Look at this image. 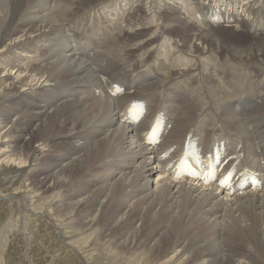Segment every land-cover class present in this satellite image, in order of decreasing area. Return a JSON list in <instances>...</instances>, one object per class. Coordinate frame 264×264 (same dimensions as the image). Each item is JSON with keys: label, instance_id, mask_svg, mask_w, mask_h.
Segmentation results:
<instances>
[{"label": "bare ground", "instance_id": "bare-ground-1", "mask_svg": "<svg viewBox=\"0 0 264 264\" xmlns=\"http://www.w3.org/2000/svg\"><path fill=\"white\" fill-rule=\"evenodd\" d=\"M175 1L0 0V186L82 264H264V0Z\"/></svg>", "mask_w": 264, "mask_h": 264}, {"label": "rangeland", "instance_id": "rangeland-1", "mask_svg": "<svg viewBox=\"0 0 264 264\" xmlns=\"http://www.w3.org/2000/svg\"><path fill=\"white\" fill-rule=\"evenodd\" d=\"M175 2L177 4L181 3V1L179 0H176ZM138 4L139 3L137 2H133L132 8H130V10L135 9ZM170 6L171 5L167 3L166 6H164L163 10L165 11L164 13H168L169 16L173 17V15L176 14L177 10L174 8H171ZM141 7L143 8L144 6H141ZM178 7H180V5H178ZM148 37H144L142 39L143 42ZM247 38H250V37L247 36ZM167 45L170 46L169 44ZM151 144L157 145L155 143H151ZM9 165H11V167H8V166L7 167L10 168L11 170H14V168H16V166H14V163H9ZM11 170L8 171L9 175L12 174ZM13 175H15V173ZM37 184L39 185V183ZM13 188H15V186L14 187H12L11 185H5V186L1 185L0 186V189L2 190V191L0 190V233H1L0 234V243H1L0 244V254H2L0 255L1 256L0 261H3L1 262V264L3 263L4 264H15L16 262H17L16 264H36V263L37 264H82L81 260L76 256V254H74L71 251H68V249L64 247L62 240H60L61 238H60L59 232L52 222L48 221L44 217L40 218L38 216H35V217L28 216L29 214H27L24 209L19 207L21 205H20V202H18V196H16L15 194L13 195ZM15 196H16V199H15ZM46 202H47V199L43 200L41 206L44 207L45 205H47ZM27 218H29L30 221H28ZM16 221L21 222L22 224L24 222L27 223L28 221L29 225L27 223L26 225L28 226H25V223H24V225H22L21 231L18 232L17 229L15 230L16 228L15 224H18ZM7 225L8 227H6ZM9 227L10 228L14 227V229H10ZM24 227H27V228L25 229ZM7 232L10 234H8ZM7 235L9 237H7ZM6 253L8 256L6 255ZM2 257L3 259H5V261L2 260ZM6 257L8 259H6Z\"/></svg>", "mask_w": 264, "mask_h": 264}, {"label": "snow or ice", "instance_id": "snow-or-ice-1", "mask_svg": "<svg viewBox=\"0 0 264 264\" xmlns=\"http://www.w3.org/2000/svg\"><path fill=\"white\" fill-rule=\"evenodd\" d=\"M226 180H227V177H225L224 179H222V180L220 181V183L223 185V184L226 182Z\"/></svg>", "mask_w": 264, "mask_h": 264}]
</instances>
